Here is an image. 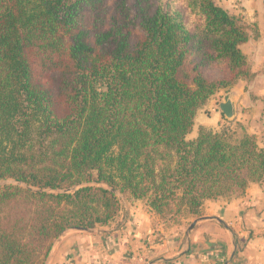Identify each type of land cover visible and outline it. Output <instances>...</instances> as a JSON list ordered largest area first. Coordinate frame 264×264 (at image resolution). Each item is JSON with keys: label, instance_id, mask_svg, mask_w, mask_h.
<instances>
[{"label": "trees", "instance_id": "1", "mask_svg": "<svg viewBox=\"0 0 264 264\" xmlns=\"http://www.w3.org/2000/svg\"><path fill=\"white\" fill-rule=\"evenodd\" d=\"M250 37L214 0H0V180L40 188L0 185V264H45L64 231L112 220L118 194L197 218L263 182L254 134L186 138L209 96L255 76Z\"/></svg>", "mask_w": 264, "mask_h": 264}, {"label": "crops", "instance_id": "2", "mask_svg": "<svg viewBox=\"0 0 264 264\" xmlns=\"http://www.w3.org/2000/svg\"><path fill=\"white\" fill-rule=\"evenodd\" d=\"M257 26V37L241 45L256 74L246 95L235 98L238 106L251 94L264 93V23ZM243 87L239 80L232 90ZM202 124L212 125L208 120ZM193 220L190 229L189 223L166 232L154 227L145 204L125 202L109 223L110 231L68 230L61 235L47 264H264V181L250 183L244 194L231 199L206 200L203 214Z\"/></svg>", "mask_w": 264, "mask_h": 264}, {"label": "rangeland", "instance_id": "3", "mask_svg": "<svg viewBox=\"0 0 264 264\" xmlns=\"http://www.w3.org/2000/svg\"><path fill=\"white\" fill-rule=\"evenodd\" d=\"M214 2L225 8L229 13L237 16L240 19V21L246 26L251 37L258 35L257 24L264 23V0H214ZM262 69H264V66ZM204 74L208 78L213 79L225 75L226 70H224L221 67V65L208 64L204 66ZM253 79L248 82L242 80L244 82V87L238 89L237 91L232 90V87L235 85L234 83L233 85H230L228 87L219 88L211 96H209L207 100L197 109L193 118L192 127L190 131L186 134V138L188 139L193 138L196 135L197 128L200 125H204L202 124L204 120H208V122H210L212 125H204V126L211 127L213 129H220L222 127H226V129L231 134L232 138L238 137L244 131H246L248 133L254 134L259 144L261 143L264 144V93L258 95L251 94L250 100H244L243 102H240L239 106L237 100L235 99L237 98L238 95H240L241 97L242 96L244 97L246 95L245 92L247 89V85L251 84ZM226 97H230L234 105L233 117L228 119L223 115L219 107V104L223 102L226 99ZM258 98H260L261 101L256 100ZM253 111L254 112L256 111L254 118L256 122L258 120L259 122L258 125H255L256 122H254L251 119V117L253 116L252 114ZM212 113L214 114V116L211 115ZM205 116L207 117V119ZM247 128H249V130ZM7 180H11V179L7 178L0 180V185L4 183H14V182H8ZM118 196H119V210L123 207V204L125 202L140 201L141 203H143V200L129 198L127 194L121 195V197L120 194H118ZM234 197L237 196H235V194H231L228 196L207 198L203 202V211L205 210V202L208 199L227 200ZM117 214H115L114 218L110 220L108 223L102 225L98 224L92 227L93 228L92 231L81 230L78 228H70L68 230H80L87 233H99L101 229H107L105 230V232H108L110 231V229H108L110 226L109 223L116 218ZM193 219L195 218L187 217L185 215L183 216L182 214L180 215L164 214L163 216L156 215L155 217H153V224L154 227L158 226L159 228L161 226L165 228L166 232H169L170 230H173V228L176 227H181V226L186 227V225L191 223ZM68 230L64 231L61 235H63ZM61 235H59L53 241L50 252L45 260L46 264L52 250L59 241Z\"/></svg>", "mask_w": 264, "mask_h": 264}, {"label": "water", "instance_id": "4", "mask_svg": "<svg viewBox=\"0 0 264 264\" xmlns=\"http://www.w3.org/2000/svg\"><path fill=\"white\" fill-rule=\"evenodd\" d=\"M219 107H220V110L221 112L223 113V115L228 119V118H231L233 117V114H234V105H233V102H232V99L230 97H226V99L221 102L219 104ZM8 182H14V183H18L19 185L21 186H25V187H29L31 189H40V188H35V187H32L24 182H16L15 180H7ZM196 220H193L189 226H188V229L192 228V226L194 225ZM78 229H81V230H86V231H92L93 228H87V227H79ZM46 264V262H45Z\"/></svg>", "mask_w": 264, "mask_h": 264}, {"label": "built area", "instance_id": "5", "mask_svg": "<svg viewBox=\"0 0 264 264\" xmlns=\"http://www.w3.org/2000/svg\"><path fill=\"white\" fill-rule=\"evenodd\" d=\"M111 264H118V263H111Z\"/></svg>", "mask_w": 264, "mask_h": 264}]
</instances>
